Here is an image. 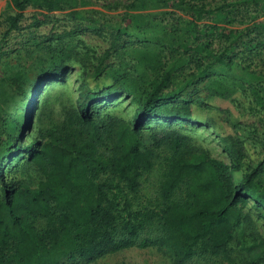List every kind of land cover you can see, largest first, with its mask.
<instances>
[{"label":"trees","instance_id":"16d2710c","mask_svg":"<svg viewBox=\"0 0 264 264\" xmlns=\"http://www.w3.org/2000/svg\"><path fill=\"white\" fill-rule=\"evenodd\" d=\"M76 2L8 0L15 13L4 35L18 28L27 7L44 15ZM187 8L192 18L174 24L166 42L171 44L149 41L166 54L165 61L139 53L131 68L119 63L116 70L106 72L103 61L126 48L125 43L117 44V30L108 48L94 57L95 64L84 66L74 99L64 97L59 92L62 88L35 92L30 87L50 77H57L63 86L67 62L77 52L60 36L53 37L54 47L41 44L48 48V63L31 80L20 71L4 79L8 94L0 105V132L4 133V141L0 140V264H87L131 247L155 248L168 256L170 264L194 258L212 260V264L230 260L229 244L241 222L251 228L242 214L245 207L264 220V185L258 181L264 171V153L253 165L245 164L249 156L244 142L234 135L226 164L169 128L170 122L201 121L193 110L216 108L208 100H233L239 95L233 75L226 71L231 60L195 40L197 22L210 11L195 5ZM261 28L262 23L245 28L254 32L253 41L246 42L249 52L264 48ZM22 50L0 49V61L19 57ZM182 52L188 57L183 58ZM198 54L209 57V64L201 65ZM189 62L193 72L171 88L173 74ZM126 81L136 93L129 122L99 111V106L104 108L101 102L125 95L121 87ZM249 92L256 105L264 108L258 89L252 87ZM152 120L167 128L151 129ZM31 129L34 136L18 145L23 132ZM144 130L149 131L143 134ZM19 166L24 171L21 178L5 179L4 170L15 172ZM30 169L36 177L33 184L27 182L32 178ZM241 248L248 253L244 264L264 262L262 241Z\"/></svg>","mask_w":264,"mask_h":264},{"label":"rangeland","instance_id":"374dc122","mask_svg":"<svg viewBox=\"0 0 264 264\" xmlns=\"http://www.w3.org/2000/svg\"><path fill=\"white\" fill-rule=\"evenodd\" d=\"M73 6L62 7L42 15L38 10L27 7L18 20V28L4 35L8 27V20L15 10L9 6L8 0H0V49L11 51L16 47H24L19 57L0 61V105H4L6 87L4 79L11 74L22 72L33 77V74L42 66L47 65L48 48L41 44L57 45L55 36L62 41L71 42L77 55L67 62L68 70L61 77L64 84L60 85L57 77L47 78L32 86L35 92L62 88L59 92L70 99H74L81 81V71L95 64L94 57H98L108 48L115 31L119 30L117 44L125 43L126 48L120 49L118 54L110 55L103 64L104 70H116L119 63L131 68L139 53L148 56L155 55L160 61L167 56L158 49L157 44H165L172 37V28L180 19H191L188 6H200L210 12L203 13L198 23V43L209 45L214 54L223 59L231 60L227 74L236 82L239 95L233 100L211 99L208 102L216 108L194 109L193 113L201 121L170 122L169 128L175 129L189 137L191 144L205 151L210 157L226 164L230 162L229 142L235 135L244 142L246 163L253 165L257 158L264 153V108L256 105L250 89L255 87L264 96V48L259 53L249 52L246 42L252 39L254 32H247L246 27L254 23L264 24V0H76ZM40 13V14H39ZM262 37H264V29ZM184 37H182L183 39ZM184 40V39H183ZM26 41H28L26 43ZM39 43L41 47L31 46L28 43ZM44 42V43H43ZM171 44V43H166ZM180 51V50H179ZM200 56L201 65L209 64L210 58L203 54ZM182 57L188 55L182 52ZM164 59V60H163ZM214 68V67H213ZM194 70L192 63H186L171 78V88L179 85ZM131 71V70H129ZM31 82V81H30ZM121 89L125 95L101 102L99 111L130 121L136 108V93L134 88L126 81ZM131 93L128 96L126 93ZM200 93V98L204 95ZM122 93V92H121ZM203 93V94H202ZM7 98V97H6ZM97 105V104H96ZM0 106V109H1ZM28 107L24 105V109ZM1 115V111H0ZM24 116V113H23ZM1 122V116H0ZM150 127L155 130H165V123H156L152 120ZM1 130V126H0ZM149 130H144L145 134ZM34 130L23 132L21 142L26 144L33 136ZM231 133L225 138L219 134ZM0 140L4 141V133L0 132ZM0 141V142H1ZM22 155V152H20ZM8 161V160H7ZM21 159L17 161V164ZM246 165H243L245 167ZM4 170L5 179L10 177L21 178L24 171ZM33 184L36 177L32 169L29 170ZM259 184L264 185V171L258 177ZM249 221V228L241 222L233 232L230 242L231 258L229 261L216 260L212 264H244L248 260V253L241 247L249 245L252 241L264 243V220L257 217L252 209L245 207L242 210ZM210 261L191 259L185 264H210ZM170 264L168 256L155 248H127L118 252L104 255L87 264ZM255 264H264L259 262Z\"/></svg>","mask_w":264,"mask_h":264}]
</instances>
